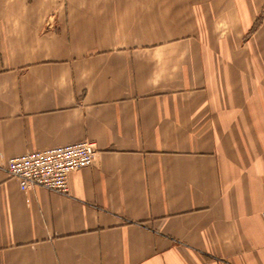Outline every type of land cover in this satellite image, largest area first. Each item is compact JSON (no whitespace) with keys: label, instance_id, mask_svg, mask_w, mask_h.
I'll return each mask as SVG.
<instances>
[{"label":"crops","instance_id":"0c3cea01","mask_svg":"<svg viewBox=\"0 0 264 264\" xmlns=\"http://www.w3.org/2000/svg\"><path fill=\"white\" fill-rule=\"evenodd\" d=\"M0 264H264V0H0Z\"/></svg>","mask_w":264,"mask_h":264},{"label":"built area","instance_id":"2783aa9c","mask_svg":"<svg viewBox=\"0 0 264 264\" xmlns=\"http://www.w3.org/2000/svg\"><path fill=\"white\" fill-rule=\"evenodd\" d=\"M96 152L95 144L85 141L23 154L8 161L6 174L18 182L22 191L42 188L67 194L69 174L91 166Z\"/></svg>","mask_w":264,"mask_h":264}]
</instances>
